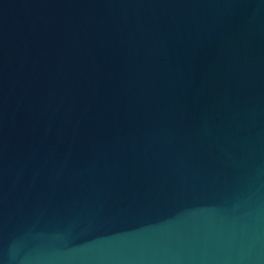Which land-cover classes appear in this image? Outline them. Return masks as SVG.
Here are the masks:
<instances>
[{"label":"water","instance_id":"1","mask_svg":"<svg viewBox=\"0 0 264 264\" xmlns=\"http://www.w3.org/2000/svg\"><path fill=\"white\" fill-rule=\"evenodd\" d=\"M0 264H264V0H0Z\"/></svg>","mask_w":264,"mask_h":264}]
</instances>
